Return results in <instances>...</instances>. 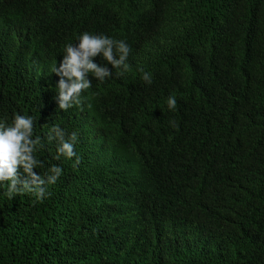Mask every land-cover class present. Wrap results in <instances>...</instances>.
<instances>
[{
    "label": "trees",
    "instance_id": "obj_1",
    "mask_svg": "<svg viewBox=\"0 0 264 264\" xmlns=\"http://www.w3.org/2000/svg\"><path fill=\"white\" fill-rule=\"evenodd\" d=\"M82 31L124 40L128 68L62 110L50 66ZM13 113L41 138L34 171L62 174L41 200L0 186V264H264V0H0Z\"/></svg>",
    "mask_w": 264,
    "mask_h": 264
},
{
    "label": "clouds",
    "instance_id": "obj_2",
    "mask_svg": "<svg viewBox=\"0 0 264 264\" xmlns=\"http://www.w3.org/2000/svg\"><path fill=\"white\" fill-rule=\"evenodd\" d=\"M129 51V45L122 39L103 33L80 32L74 43L64 45L59 65L50 66V73L58 77L55 83L57 107L66 110L74 104L79 105L82 90L91 86L89 75L103 82L113 74L112 69L127 70ZM98 54L105 63L94 62L93 58ZM141 79L151 83L150 73L142 72ZM165 101L169 110H175V95H168ZM169 123L176 127L174 121ZM46 135L48 140L56 142L55 158L63 156L71 159L75 156V132L66 135L64 129L52 125ZM40 140V136L33 134V117L30 115L13 113L10 122L0 121V186L5 187L9 197L26 192L41 200L47 195V186L54 184L62 174L61 167L55 164L50 165L42 175L34 171L41 166L35 155L41 146Z\"/></svg>",
    "mask_w": 264,
    "mask_h": 264
}]
</instances>
